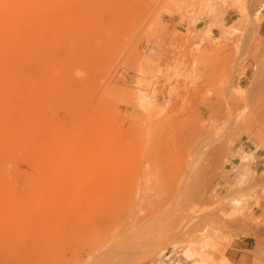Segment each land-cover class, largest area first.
<instances>
[{
	"label": "rangeland",
	"instance_id": "374dc122",
	"mask_svg": "<svg viewBox=\"0 0 264 264\" xmlns=\"http://www.w3.org/2000/svg\"><path fill=\"white\" fill-rule=\"evenodd\" d=\"M36 3L0 44V264H264V0Z\"/></svg>",
	"mask_w": 264,
	"mask_h": 264
},
{
	"label": "bare ground",
	"instance_id": "6f19581e",
	"mask_svg": "<svg viewBox=\"0 0 264 264\" xmlns=\"http://www.w3.org/2000/svg\"><path fill=\"white\" fill-rule=\"evenodd\" d=\"M36 2H37V0H0V44H3V43L9 44V49L11 52H12V48H15L14 46H12V44H15V42L18 40V32H19L18 30L20 29V26L22 24L25 25L27 22H31L32 13H33L34 9L36 8L35 6L37 5ZM73 10H74V8H73ZM73 10H71V11H73ZM82 11H83V9L81 7H77L76 10H74L73 15H74V13H77L79 15ZM72 21H75V20H72ZM67 26H69V25H67ZM59 28L62 29L63 26H60ZM64 30L68 31V29L66 30V28ZM29 35H30V33H29ZM206 36H208V34H206ZM9 49H8V51H9ZM13 51H16V49H14ZM0 54H1V50H0ZM5 135L6 134H4V132L2 133L0 131L1 146L3 145L4 147H8V146L10 147L11 146L10 144L11 143L14 144L15 142L11 141L10 138L9 139L5 138V137H7V135L6 136ZM110 137H108L106 134H98V133L95 136L89 135V136L85 137L84 142L81 144L83 147V148L81 147L82 148L81 150H83V151L80 150V152H82V153H80V152L79 153L83 156V158L88 157V158L94 159L98 155L97 151L99 149H101L102 147L107 148V147L112 145L113 139L111 137V139H112L111 140ZM80 158H81V156H80ZM61 179L62 178H60L59 180H61ZM61 182H60V184L53 185L51 188V191L47 194L46 198H42V201L45 199V200H47V203H50L51 205L53 204L52 206H54L55 204L57 205V203L64 201L61 199L62 197H60L61 194H63L60 192H61L62 188L64 187L63 183L61 184ZM78 184H80V183L78 182ZM60 199L62 201H60ZM0 202L5 203L6 201L3 198H1ZM47 215H45V216H47ZM184 257L189 258L190 257L189 252H186ZM171 258H172V255L170 257H168L166 260L172 261V260H170ZM177 264H180V263H177Z\"/></svg>",
	"mask_w": 264,
	"mask_h": 264
},
{
	"label": "built area",
	"instance_id": "2783aa9c",
	"mask_svg": "<svg viewBox=\"0 0 264 264\" xmlns=\"http://www.w3.org/2000/svg\"><path fill=\"white\" fill-rule=\"evenodd\" d=\"M166 253V252H165ZM171 255H169V256H167V257H165V262H163V263H160V264H166L167 262H169L168 264H177L178 262H174V259H172V261H167L166 259L168 258V257H170ZM158 264V263H157Z\"/></svg>",
	"mask_w": 264,
	"mask_h": 264
},
{
	"label": "crops",
	"instance_id": "0c3cea01",
	"mask_svg": "<svg viewBox=\"0 0 264 264\" xmlns=\"http://www.w3.org/2000/svg\"><path fill=\"white\" fill-rule=\"evenodd\" d=\"M261 29V28H260Z\"/></svg>",
	"mask_w": 264,
	"mask_h": 264
}]
</instances>
